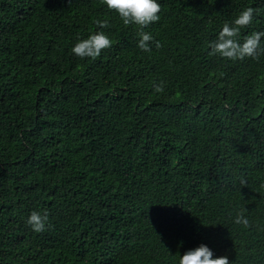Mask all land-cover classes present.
Returning <instances> with one entry per match:
<instances>
[{"label": "trees", "instance_id": "16d2710c", "mask_svg": "<svg viewBox=\"0 0 264 264\" xmlns=\"http://www.w3.org/2000/svg\"><path fill=\"white\" fill-rule=\"evenodd\" d=\"M157 2L145 52L102 0H0V264H179L202 243L264 264V55L208 48L247 7L241 42L264 31V0ZM100 30L110 48L72 53Z\"/></svg>", "mask_w": 264, "mask_h": 264}, {"label": "clouds", "instance_id": "9594fccd", "mask_svg": "<svg viewBox=\"0 0 264 264\" xmlns=\"http://www.w3.org/2000/svg\"><path fill=\"white\" fill-rule=\"evenodd\" d=\"M102 3L109 10L118 13L124 25L135 24L139 26L138 47L142 51L150 52V43L153 42V37L143 29L160 20L161 5L157 0H102ZM257 11L253 7H247L233 21L225 22L217 37L208 43L209 55H218L232 61L243 60L246 57L258 60L261 55H264V45H262L264 31H253L251 34L243 36L241 42V29L253 22V16ZM95 23L100 29L109 27L107 20H96ZM111 46L110 38L104 31L100 30L89 35L86 39L79 40L71 51L81 59H96L103 50ZM155 46L160 48L162 45L156 41ZM153 88L156 93H162L165 90V82L154 83ZM240 183L242 187L246 186L245 180L241 179ZM246 211V209L238 211L234 223L249 228L251 223L245 216ZM26 223L37 233L50 227L49 216L46 211L43 213L32 211ZM179 264H230V262L227 256L214 257L213 251L202 243L194 249L185 251L182 256L180 255Z\"/></svg>", "mask_w": 264, "mask_h": 264}]
</instances>
